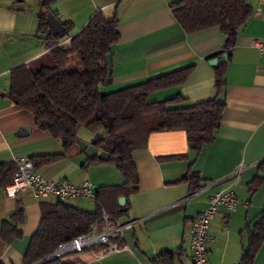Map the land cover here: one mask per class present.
I'll return each mask as SVG.
<instances>
[{
    "label": "crops",
    "instance_id": "0c3cea01",
    "mask_svg": "<svg viewBox=\"0 0 264 264\" xmlns=\"http://www.w3.org/2000/svg\"><path fill=\"white\" fill-rule=\"evenodd\" d=\"M177 0H48L61 22L71 24V34L79 31L89 18L101 11L110 18L116 13L118 41L111 46V81L100 86L109 93L145 81L149 77L194 64V69L181 85L159 90L149 100L180 95V105H192L213 99L214 68L209 56L221 51L226 37L219 27L187 33L174 18L170 4ZM46 0H0V163L16 157L62 152L61 142L47 131L38 129L34 116L21 109L8 97L10 70L27 64L44 53L46 44L38 30V12ZM253 14L240 29L227 61L225 106L222 120L211 143L194 157L189 152L183 130L155 131L148 135L144 148L136 149L132 158L138 172V189L124 197L119 206L125 211L120 222L132 221L123 230L122 249L104 254L95 244L64 257L97 264H152V258L171 256L172 264H191L189 226L205 209L208 197L224 184L233 182L240 204L234 211L221 209L210 224L213 241L209 245L207 264H237L248 243L249 231L264 210V182L255 191L250 181L264 176V53L251 44L264 40V3L249 0ZM29 9V11H28ZM80 137V136H79ZM95 137H80L90 143ZM78 144L64 158L46 164L36 171L46 179L68 180L76 184L90 181L99 186L123 182L118 170L107 160H91ZM189 171L196 172L201 186L194 189L190 181L181 180ZM240 171L226 183H218ZM218 183V184H217ZM85 197L72 204L79 209ZM119 199V198H118ZM29 190L15 197L0 187V264H22L30 237L38 228L39 203ZM247 202V204H244ZM22 208L24 220L16 223L22 235L4 241V220L14 221ZM253 264H264V242Z\"/></svg>",
    "mask_w": 264,
    "mask_h": 264
},
{
    "label": "trees",
    "instance_id": "16d2710c",
    "mask_svg": "<svg viewBox=\"0 0 264 264\" xmlns=\"http://www.w3.org/2000/svg\"><path fill=\"white\" fill-rule=\"evenodd\" d=\"M48 0L40 5L38 30L47 31L46 51L27 64L10 70L9 99L21 109L33 114L35 125L61 142L62 152L33 155L34 169L64 158L68 150L80 139L79 129L84 127L99 133L90 144L99 151L110 154L123 182L99 186L95 190L96 208L87 211L71 202L42 200L39 203L41 218L35 233L30 237L22 264H32L52 254L58 244L90 232L93 223L102 222V211L118 219L125 211L118 204L120 196L138 189V172L132 153L144 148L148 135L155 131L183 130L189 152L196 157L204 145L214 139V132L222 120L225 106L227 61L236 36L253 14L249 0H177L170 4L176 21L187 33L219 27L226 41L221 51L208 57L220 58L227 53V61L213 65V99L192 105H180L183 97L149 100L153 92L184 83L194 69V64L183 66L145 81L128 85L109 93L100 86L109 84L106 59L111 46L118 41L117 15L106 17L101 11L94 13L87 23L71 34V24L63 21L64 33L53 36L46 22V12L51 11ZM56 17L55 11H51ZM58 18V17H57ZM59 19V18H58ZM76 56L81 68H71ZM101 161L96 155L89 161ZM14 162L0 163V187L10 182L15 171ZM264 173V161L260 163ZM181 180H188L194 189L201 186L196 172H187ZM264 182V176L250 181L255 191ZM12 222L4 220L1 235L4 241L20 237L22 231L16 223L24 220L20 208ZM264 242V210L256 217L249 231L248 243L237 264H253L254 257ZM42 264H97L78 260H61L60 257ZM152 264H172L171 256L162 254L152 258Z\"/></svg>",
    "mask_w": 264,
    "mask_h": 264
},
{
    "label": "built area",
    "instance_id": "2783aa9c",
    "mask_svg": "<svg viewBox=\"0 0 264 264\" xmlns=\"http://www.w3.org/2000/svg\"><path fill=\"white\" fill-rule=\"evenodd\" d=\"M259 1L264 3V0ZM251 44L260 53H264V40L255 38ZM13 162L16 167L15 171L10 182L4 186L5 193L9 197H15L21 191L29 190L38 200L54 198L63 202H71L78 197H85L95 201V188L88 180L76 184L68 180L46 179L34 169L29 158L19 156ZM239 172L236 171L218 183H226L232 180ZM238 204L240 201L234 192L233 182L224 184L209 195L205 209L190 222L191 264H207L209 245L213 241V236L209 233L211 221L221 209L231 212L237 208ZM101 220L100 224L93 223L91 225L89 233L58 244L52 254L60 257L71 252L83 251L95 244L103 246L104 254L120 251L122 249L123 230L130 227L132 221L120 222L105 211H102Z\"/></svg>",
    "mask_w": 264,
    "mask_h": 264
},
{
    "label": "water",
    "instance_id": "95a60500",
    "mask_svg": "<svg viewBox=\"0 0 264 264\" xmlns=\"http://www.w3.org/2000/svg\"><path fill=\"white\" fill-rule=\"evenodd\" d=\"M46 22L48 23L49 28H50V32L53 36L62 35L64 33L65 28H64L63 23L51 11L46 12ZM47 36H48V32H43V33L39 34L40 38L46 39ZM227 56H228L227 53H223L220 58H217V57L211 58L209 60V63L212 65L224 63V62H226ZM105 59H106L107 74L110 75L111 74V54L107 53L105 56ZM76 143L90 157L96 155L97 158L100 160H107L110 157V154L108 152L99 151L95 146H93L92 144H90L84 140L78 139L76 141ZM124 201H125L124 197H119L118 203L120 205L124 204ZM54 202L55 203L58 202V199H54ZM55 257L56 256L54 254H50V255L46 256L45 258H42V259H40V260H38L32 264L46 263Z\"/></svg>",
    "mask_w": 264,
    "mask_h": 264
},
{
    "label": "rangeland",
    "instance_id": "374dc122",
    "mask_svg": "<svg viewBox=\"0 0 264 264\" xmlns=\"http://www.w3.org/2000/svg\"><path fill=\"white\" fill-rule=\"evenodd\" d=\"M27 1H28V7L29 8L32 7L31 5H34L36 3V0H27ZM28 11H29V9H28ZM70 67L74 68V69L81 68V65H80L76 56H73V60H72ZM78 134L80 137H86L88 135H93L94 137H97L99 135V133H92L84 127H80ZM110 164H112L111 166H113V170H114V168L117 169L114 161H110ZM118 173L121 175V173L119 171H118ZM82 201L83 202L79 204L82 207H87V208L89 207V209H95L96 208V204L92 200L86 198V199H83ZM71 203H72V201H71ZM98 230H101V228H98ZM74 253H76V252H71L69 254L60 256V259L64 260V257L72 255Z\"/></svg>",
    "mask_w": 264,
    "mask_h": 264
}]
</instances>
